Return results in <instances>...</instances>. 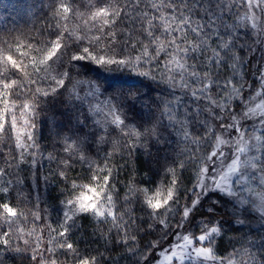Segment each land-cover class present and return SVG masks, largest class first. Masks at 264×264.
Here are the masks:
<instances>
[{
    "label": "snow or ice",
    "instance_id": "6c2138e0",
    "mask_svg": "<svg viewBox=\"0 0 264 264\" xmlns=\"http://www.w3.org/2000/svg\"><path fill=\"white\" fill-rule=\"evenodd\" d=\"M95 3L99 5L95 10H92V3L88 4L90 20L76 30H70L67 25L69 20L82 19L78 14L77 0H50L47 20L55 23H49L47 28L32 34L25 32L0 38V134L7 133L6 125H10L12 133H17L20 122L26 132L25 141L19 134L15 137L19 156L9 153L0 161L3 164L0 167V252H20L18 247H12V237L15 235L19 240L31 236V232L25 233L17 226L21 217L26 219V214L19 210V204L28 202V198L19 194L16 197L19 203L14 205L13 192L16 184H23V181L5 180L3 177L14 176L16 169L27 162L28 157H31V165L35 166V157L40 150L36 137L41 111L50 99L55 100L66 93L72 108L70 123L75 122L76 127L61 137L66 158L59 154L55 158L49 157L57 163L56 175L65 182L69 180L68 172L73 165L87 160V136L95 134L97 129L103 132L99 137L101 141L110 134V127L119 130L123 138L142 140L150 154L149 141L164 143L159 129L179 125L183 139H191L197 149L195 152L185 149L180 154L182 159L179 163L173 159L165 169V180L154 191L130 186L122 198L117 191V182H114L115 169L108 164V158L103 165L90 164L89 175L83 177L88 182L77 184L73 181L70 198L61 201L62 208L67 210L62 212L58 228L52 227L49 221L47 248L43 247L42 236L37 235L34 246L24 239L27 248L31 249L33 264H61V254L70 255L74 264H101L102 260L112 259L98 250L93 255L72 241L71 228L83 215H91L97 222L101 218L105 221L110 218L112 228L119 234L116 243L126 246V251L134 258L133 264H162L161 258L171 261L174 257L192 264H226L216 252L217 239L221 234L219 221L215 222L216 226L202 229L199 235L194 232L181 235L174 228H195L192 223L195 210L210 192L229 198L227 202L238 209L241 215L235 221L237 226H250L246 219L241 218L244 214H258L260 226L264 227V191L255 193L251 186L256 183L264 189V112L248 107L253 97L245 98V85L237 86L235 75L244 66L238 52L246 47L238 41L241 32L248 33L249 25L228 22L234 8L242 4H247L249 9L259 8L264 0H258V3L255 0H164L160 5L151 4L150 8L146 5L143 12L139 9L144 0H95ZM261 12L264 13V9ZM241 19L251 21L254 43L260 44L261 36H264V28L258 27L260 18L253 14ZM118 25L122 27L118 28ZM217 40L220 43L213 47ZM162 56L164 60H161ZM161 64L166 73H161L158 78L156 73L160 71ZM225 68L231 69L233 75L222 76ZM90 73L95 75V80L89 77ZM100 79L103 83L99 82ZM252 80L256 81L257 77L253 76ZM45 82L49 85L54 82L55 86H37L32 91L33 86ZM161 83L173 90L177 86L185 92L190 89L191 98L198 106L183 113L184 119L181 120L179 104L174 106L170 100L161 101L159 97L151 96L157 91L153 84ZM259 84L256 96L264 94V72L260 73ZM213 89L216 96L212 95ZM247 89L251 92V83ZM149 101L156 104L160 115L152 126L140 130L141 126L134 124L133 118L142 113ZM200 102L207 107L199 106ZM201 115L206 118L199 119ZM209 117L218 122L220 134H217L215 126H208ZM249 120L258 121L250 130L242 127ZM191 124H199L204 129V136L193 138L188 131ZM85 129L86 134L81 136L80 132ZM249 132L252 134L245 138ZM209 143H212V151L206 155L198 154ZM132 146L136 145L131 139L122 145L124 148ZM229 146L235 151L224 170L229 153L223 149ZM2 151L0 147V155ZM113 155L114 152L108 153V157ZM189 166L194 169V186L181 189L183 173ZM77 188L80 191L73 195ZM182 191L191 199V205H181ZM191 193H196L194 199ZM121 200L124 205H142L149 220L146 227L138 225L137 218L130 216L127 210L119 212ZM207 211L211 217L214 209ZM172 213L179 216L175 225L169 219ZM32 216L37 221L41 219L39 208ZM210 222L201 220L200 224ZM155 229H160V235L147 242L143 250L128 247L130 242L137 243L141 234H150ZM111 231L109 229L105 234L106 239L110 238ZM170 237L179 238L183 243H173L164 248ZM252 248L254 250L247 253V264H264V237L253 242ZM227 264H232V260L228 259Z\"/></svg>",
    "mask_w": 264,
    "mask_h": 264
},
{
    "label": "trees",
    "instance_id": "16d2710c",
    "mask_svg": "<svg viewBox=\"0 0 264 264\" xmlns=\"http://www.w3.org/2000/svg\"><path fill=\"white\" fill-rule=\"evenodd\" d=\"M50 0H0V38H7L11 36H19L20 33H35L38 29L47 28L49 23H55V21H48L47 16L48 4ZM164 0H144L141 4L139 11L146 10L145 6L151 7V4L160 5ZM93 4V9L99 6L96 5L95 0H77L78 14L82 19L69 20L68 28L70 30H76L84 24L85 21L90 20V10L88 4ZM246 4L240 5L238 8H234V14L229 18V23H236L237 25L246 24V20H242L241 17L245 16ZM261 9H264V4H261ZM152 13H150L151 15ZM264 19V13L262 15ZM122 25H118V28ZM254 34L248 31L247 34L241 32V39L238 43L246 44L245 49L238 52L243 68L238 69L236 75L237 86L251 82L249 61L248 58L251 53V47L254 43ZM42 39L45 37H41ZM55 37H51L54 39ZM220 41L213 42V47H216ZM236 51V49H233ZM35 55V53H32ZM165 57H161L164 60ZM30 71V70H29ZM106 71V70H104ZM161 73H166L163 65H160V71L156 73L157 77ZM231 69L225 68L222 70V76H232ZM89 77L96 79L93 73L89 74ZM15 78V77H13ZM178 79V77H177ZM103 83V80H99ZM48 88L49 86H55L54 82L49 85L47 82L33 86ZM157 91L152 92L153 98L159 97L161 101H172L173 105L179 104L180 119L183 120V113L189 109H195L198 105L197 102L191 98L190 89L185 92L184 89L176 87L175 90L171 86H166L164 83L159 85L153 84ZM63 91V90H61ZM147 91V89H145ZM245 93V91H244ZM212 95L216 96V90H212ZM218 98V97H217ZM103 99V97H101ZM201 107H207L206 104L200 102ZM163 108V104H160V109ZM86 110V108H85ZM19 114V109L16 110ZM72 113L71 105L67 101V95L62 94L57 99L49 101V104L41 111L39 133L36 137L40 145V150L36 154L35 166L31 165V157H28L27 162L20 164L16 169L14 176H5L3 179H11L13 181H23V184H16L15 191L13 192L14 205L19 203L16 197L22 194L23 197L28 198V202L19 204V210L26 214L25 217H21V220L17 222V226L24 229L25 233L31 232V236H25L22 239L17 240L16 236L12 237L13 248L21 249L20 252L7 251L0 252V264H33L31 260V249L27 248L24 243V239H28L34 246V241L37 235L43 237V246L47 245L49 239L48 224L51 221L52 227L58 228L62 220V208L58 202L64 198L67 194L66 191L71 188L73 181L77 184L87 183L88 180L83 177L89 175L88 168L91 164L96 166L97 164L103 165L105 158H108V164L115 169L114 176L117 182V191L122 198L127 192L129 187L136 188H149L152 191L162 181L165 180V169L175 159L179 163L182 156L180 155L185 149L190 148L193 152L196 151V144L192 143L189 139L185 141L183 139V132L180 130V126L175 128L165 126L159 131L164 138V143L159 144L154 140L149 141L151 144V152L149 154L144 142L136 141L135 137L123 138L119 130L114 127H110V134L104 141H101L99 137L103 135L100 129L95 131V134L87 136V143L85 146V155L87 160L85 162H77L73 165V168L68 172L69 180L65 182L58 175H56L57 163L54 159L58 154L61 158H66L63 154V141L61 137L64 134L69 133L70 128H75V122L70 123V116ZM160 112L157 109L156 104L148 102V106L144 107L142 113L133 118L134 124L140 125L142 130L145 127L152 126L159 118ZM204 115H201L199 119H205ZM209 119L208 126H213L212 120ZM90 126H91V122ZM167 125V120H165ZM8 129L6 134H0V139L3 143L2 155H0V161L5 156L11 153L12 156L18 157L19 150L15 148V137L20 135L21 140H26V132L22 122L18 124L17 133H12L10 125H6ZM188 131L192 133V137H203L204 129L199 124H191L188 127ZM87 130L80 132L81 136L86 134ZM59 134V135H58ZM127 139H131L135 142L136 146L130 148H124L122 145ZM215 138L213 137L212 143ZM212 143H209L207 147L202 149L201 153L206 155L212 151ZM109 152H114V155L108 157ZM79 156V153L76 154ZM3 164L0 163V167ZM79 177V179H78ZM2 182V181H1ZM195 183L194 169L189 166L183 173V180L181 189L192 188ZM205 198L204 202L197 210V215H204L202 220H210L211 218L217 222L221 227V234L217 239L218 247L216 249L217 254L224 258L232 260L234 264H247V253L253 251L252 243L258 242L261 237H264V227L260 226L258 214L247 215L244 214L241 218L246 219L250 226L239 227L235 224V221L240 212L229 211L227 212L230 204L224 199L214 197ZM189 200L188 195L183 191L181 192L180 203L183 205ZM224 202V203H223ZM39 208L41 219L35 220L32 213ZM213 208V215L209 217L208 209ZM234 208V207H233ZM128 211L130 216L137 218V224H143L147 226L149 222L146 215V210L142 208L140 204L124 205L121 200L119 206V212ZM235 213V215H234ZM163 215V214H162ZM170 222L175 225L179 216L175 213L170 214ZM195 219H200V216ZM213 223V221H211ZM200 228V227H199ZM196 227L195 232L199 230ZM110 238L106 239L105 234L109 232ZM34 230V231H33ZM2 235V233H0ZM160 235V229H155L150 234H141L138 237L137 243H129L128 247H140L143 250V246L149 242L155 240ZM70 236L72 241L76 242V246L80 249L87 248L91 254H96L97 250L104 253L105 257H112V259L102 260L101 264H114L118 261V264H133V257L126 251L124 244H117L116 241L119 238V234L112 228L111 219L106 221L101 218L100 221H96V218L91 215H83L75 220L74 225L71 228ZM2 247V246H0ZM45 247V246H44ZM46 249V248H45ZM61 264H74V260L70 255H60Z\"/></svg>",
    "mask_w": 264,
    "mask_h": 264
},
{
    "label": "rangeland",
    "instance_id": "374dc122",
    "mask_svg": "<svg viewBox=\"0 0 264 264\" xmlns=\"http://www.w3.org/2000/svg\"><path fill=\"white\" fill-rule=\"evenodd\" d=\"M255 2L258 3V0H255ZM261 10H262L261 5L259 8L253 7L251 9H249L248 5L246 4V9H245L244 13H245V15H249V16H251L253 14L258 16L260 18L259 23H258V27L264 28V19L262 17L263 13L261 12ZM246 21H247L246 24L249 25L250 31L252 32V34H254V31L251 30V28H250L251 21L250 20H246ZM253 49H254V51H253ZM248 61H249V70H250V78H251V80H250L251 82H249V83L252 84V90H251V92H249L247 89V86H246L244 96L246 99L249 96L253 97V99L249 102L248 107L255 108L257 110V112H264V94H262L260 96H256V92L258 90H260L259 76H260L261 72H264V36H261V43L260 44L253 43V45L251 47V53H250V56L248 58ZM253 76L257 77L256 81L252 80ZM249 83H247V85ZM257 106H259V107H257ZM212 123H213V126H215L217 129V134H220L218 122L212 121ZM253 123H258V121L249 120V121H247L246 125H242V127H247L250 130L252 128ZM250 134H252V133L249 132L248 134H246L245 138H247V136ZM255 134H261V133H255ZM232 136L235 137L236 133L233 132ZM224 138L227 139L228 137L225 135ZM223 150L229 153V156L225 160L224 165H223L224 170H226L227 165L231 162V159L233 158L232 153L235 151V148L232 146H229V147H225ZM232 179L234 180L235 177H233ZM251 186H252V188L255 189V193H260V192L264 191V189L258 187V185L256 183L252 184ZM70 190H71V188H69V190L66 191L67 195L64 198L60 199V201L58 202L59 206H61V201H66V199L70 198V196H69ZM79 191H80V189L77 188L75 190V192L73 193V195L77 194ZM255 193L253 195H255ZM245 195H248V193H245ZM195 196H196V193H191V197L193 199L195 198ZM208 197L221 198V194L218 192H210L207 194V198ZM213 198H210V199H213ZM221 199H224L225 201H227L229 198H221ZM204 200H205V198H202L201 203L197 206L195 213H194L195 218H197V216L199 218V216H200V219H198V220L195 219L192 222L194 225H196V227H198V228L200 227L198 232L197 233L195 232L196 227L192 228V227H188V226H186L184 229H179V230L174 228V231H180L181 235H185V234H189V233H193V232L195 233V235H199V234H201L202 229H204L205 227L210 228L212 226H216L215 221L212 218H211V221H213V223L210 222V223H207L206 225L200 224V221L202 220L201 218H204L205 216L202 214L197 215V210L201 206V204L204 202ZM186 203L191 205V199H189ZM225 204H230V205H227L228 206L227 212L238 211L237 208H233L232 203H225ZM61 208H62V206H61ZM62 210L64 211L67 209L62 208ZM238 213H239V211H238ZM206 215H208V214H206ZM205 221H207V220L205 219ZM173 243L179 244V243H183V241L179 238L170 237L167 240V242L163 245V247L168 248L169 245H172ZM44 246H45V248H47L46 244H44ZM177 251L179 252V249H177ZM168 254L170 255V253H168ZM161 259H162V264H192L191 261H179L175 257L171 261H163V258H161ZM197 264H199V262H197ZM206 264H209V262H206ZM226 264H227V261H226ZM232 264H234V263H232Z\"/></svg>",
    "mask_w": 264,
    "mask_h": 264
}]
</instances>
